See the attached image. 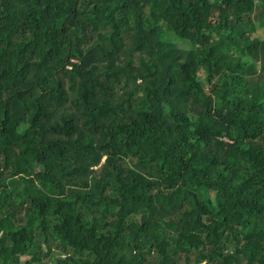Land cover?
<instances>
[{"label":"trees","instance_id":"trees-1","mask_svg":"<svg viewBox=\"0 0 264 264\" xmlns=\"http://www.w3.org/2000/svg\"><path fill=\"white\" fill-rule=\"evenodd\" d=\"M21 258L264 264V0H0V264Z\"/></svg>","mask_w":264,"mask_h":264},{"label":"rangeland","instance_id":"rangeland-1","mask_svg":"<svg viewBox=\"0 0 264 264\" xmlns=\"http://www.w3.org/2000/svg\"><path fill=\"white\" fill-rule=\"evenodd\" d=\"M177 45H178L179 48L184 49V50L191 48L190 45L188 43H185V42H179ZM203 73H204L203 71H201V73H200L202 78H203V75H204ZM205 84L207 85V82H205ZM26 259L27 258H21V263L25 264V260Z\"/></svg>","mask_w":264,"mask_h":264}]
</instances>
